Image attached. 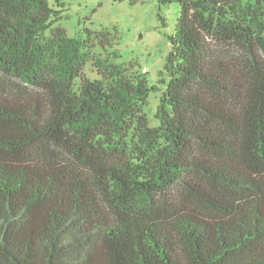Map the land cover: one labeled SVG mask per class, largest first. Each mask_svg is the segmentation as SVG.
I'll return each instance as SVG.
<instances>
[{
  "label": "trees",
  "instance_id": "1",
  "mask_svg": "<svg viewBox=\"0 0 264 264\" xmlns=\"http://www.w3.org/2000/svg\"><path fill=\"white\" fill-rule=\"evenodd\" d=\"M157 2L162 87L62 0H0V264H264V0Z\"/></svg>",
  "mask_w": 264,
  "mask_h": 264
},
{
  "label": "rangeland",
  "instance_id": "2",
  "mask_svg": "<svg viewBox=\"0 0 264 264\" xmlns=\"http://www.w3.org/2000/svg\"><path fill=\"white\" fill-rule=\"evenodd\" d=\"M62 2L65 11L59 26L72 36L84 27L111 32L113 42L108 51L118 53V57L113 59L132 71L149 72L150 82L162 87L159 75L171 50L170 36L174 34L180 12L178 2L165 5H159L157 0H138L134 4L129 0ZM95 52L108 56V52L99 47ZM97 73L95 66L87 64V76L94 77ZM161 91L152 92L148 105L144 108L153 125L158 123L156 112Z\"/></svg>",
  "mask_w": 264,
  "mask_h": 264
}]
</instances>
